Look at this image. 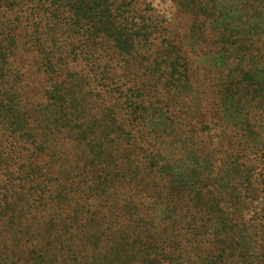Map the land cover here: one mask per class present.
<instances>
[{
    "label": "rangeland",
    "instance_id": "rangeland-1",
    "mask_svg": "<svg viewBox=\"0 0 264 264\" xmlns=\"http://www.w3.org/2000/svg\"><path fill=\"white\" fill-rule=\"evenodd\" d=\"M263 6L0 0V264H264Z\"/></svg>",
    "mask_w": 264,
    "mask_h": 264
},
{
    "label": "trees",
    "instance_id": "trees-1",
    "mask_svg": "<svg viewBox=\"0 0 264 264\" xmlns=\"http://www.w3.org/2000/svg\"><path fill=\"white\" fill-rule=\"evenodd\" d=\"M262 3L264 5V0H262ZM44 66H46V68H48L47 65L44 64ZM47 72H49L48 69L45 70V73H47ZM233 73H234L233 71L232 72L231 71H227V74H226V75L230 76V83L227 85V88H229L228 91L231 90L232 92H233V90H232V82L234 80ZM244 78L246 80H249L250 79L249 74L245 73L244 74ZM48 79H49V76H48ZM238 81H243V79H238ZM261 97L264 100V95H262ZM255 100H256L255 97H249V96L245 95L242 98V97L236 96L235 94H234V96L232 98V101H233V104H234L233 107L239 113L241 118L238 119V116L237 117H233L232 118V122H234V123L232 124L231 127H235V126L241 127L240 128L242 130L241 137L244 139V143H243L244 145L249 143V140H252V137L254 136L253 131H252V129L254 127L250 126V124L248 123V121H247L248 117H250L252 115H256L258 112L262 113L260 105L255 104L256 103ZM84 112H86V111H81V115L82 116L81 117L79 116V117H80V119L83 120L85 127H86V125H85L86 124V122H85L86 118H90L91 119V127H89V129H91V131H98V132L102 133L104 130H106L104 128L102 120H100V121L99 120H95L94 118H92L94 116L90 117L87 114H85ZM111 125H112V123H111ZM126 148L130 149V146H127ZM42 154H44V152H40L39 155H42ZM53 155H54L53 152H50L48 154V156H50V157L53 156ZM58 170L63 171V166H59ZM78 175L79 174H76L72 178L76 179L78 177ZM67 178L70 179V176L67 177ZM119 183L121 184V182H119ZM163 187H164V185L161 186V188H163ZM103 188H108V185L104 184ZM164 192H168V191H164ZM114 205L118 206L119 203L115 202ZM3 208H4L3 205L0 203V209H3ZM63 209L64 208L59 206V207L53 209L52 214H51V211L49 212V214L57 215V214H59L62 211H67L66 209L65 210H63ZM74 212L77 213V214H82L84 212L87 213L88 211H86L85 209H76V210H74ZM41 217H44V216L40 215L39 218H41ZM38 221H39V219H38Z\"/></svg>",
    "mask_w": 264,
    "mask_h": 264
}]
</instances>
